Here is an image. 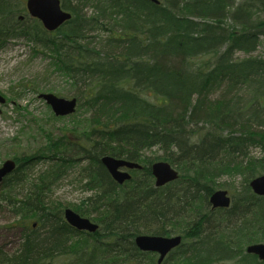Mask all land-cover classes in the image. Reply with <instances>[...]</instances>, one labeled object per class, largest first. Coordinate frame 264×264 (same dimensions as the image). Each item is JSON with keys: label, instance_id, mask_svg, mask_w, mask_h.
Instances as JSON below:
<instances>
[{"label": "trees", "instance_id": "16d2710c", "mask_svg": "<svg viewBox=\"0 0 264 264\" xmlns=\"http://www.w3.org/2000/svg\"><path fill=\"white\" fill-rule=\"evenodd\" d=\"M61 2L72 18L48 32L25 0H0V46L24 38L49 53L86 114L75 133L40 129L42 145L14 151L0 208L18 234L13 249L0 245V264H159L136 245L141 234L182 236L162 264H264L246 250L264 242V196L250 186L264 174V54H253L264 0ZM104 156L143 166L119 184ZM159 160L179 172L164 186ZM73 172L89 194L73 209L96 232L69 225L53 197ZM238 178L231 206L213 208L211 195Z\"/></svg>", "mask_w": 264, "mask_h": 264}, {"label": "rangeland", "instance_id": "374dc122", "mask_svg": "<svg viewBox=\"0 0 264 264\" xmlns=\"http://www.w3.org/2000/svg\"><path fill=\"white\" fill-rule=\"evenodd\" d=\"M261 41L263 43L254 55L264 54V37ZM44 53H37L33 45L22 38L10 40L0 46V93L7 98L6 103H0V166L8 158L14 159V151L23 147H30L34 151L42 145L45 142L44 131L48 132L54 128L59 131L61 128L63 132L75 133L78 131L77 127H84L86 114L83 110L76 112L74 117L53 120L48 125L46 119L53 111L39 95L51 92L71 97L74 95V89L69 84V77L62 72H56L51 66L50 54ZM236 56L244 57L245 54L239 52ZM12 88L22 94L19 99L12 98ZM43 167L44 164H40L37 170ZM75 175L73 172L62 179L53 194L56 200L71 209L89 195L74 183ZM225 182L226 190H229L232 196L242 187L241 178L225 179ZM13 218L12 213L0 208V245L9 250L15 247L18 234V231L9 228Z\"/></svg>", "mask_w": 264, "mask_h": 264}, {"label": "water", "instance_id": "95a60500", "mask_svg": "<svg viewBox=\"0 0 264 264\" xmlns=\"http://www.w3.org/2000/svg\"><path fill=\"white\" fill-rule=\"evenodd\" d=\"M158 3L159 0H152ZM27 7L32 16L42 20L44 26L48 30H55L60 25L65 23L72 17V14L64 10L61 6L60 0H27ZM40 97L44 98L49 105L52 106L53 111L57 116H65L75 112L77 105V98L59 97L53 93H42ZM6 100L0 94V102L4 103ZM103 164L107 167L113 177L120 183L129 179L131 175L122 170V168L140 167L138 163L117 159L111 156L102 158ZM16 168V162L12 159L6 160L0 167V184L4 178L9 175ZM152 171L156 178V185L162 186L173 181L179 177L178 171L167 161H159L152 165ZM250 185L254 192L258 195H264V174L255 177ZM214 207H228L231 198L227 190H218L212 194L210 198ZM64 216L67 222L78 230H85L88 232H95L98 224L93 222L88 217H83L71 208H66ZM182 242V236H159L142 234L135 239L136 245L144 251H153L160 254L159 262L161 263L165 256L179 246ZM249 253H254L264 260V243L253 244L248 247Z\"/></svg>", "mask_w": 264, "mask_h": 264}, {"label": "bare ground", "instance_id": "6f19581e", "mask_svg": "<svg viewBox=\"0 0 264 264\" xmlns=\"http://www.w3.org/2000/svg\"><path fill=\"white\" fill-rule=\"evenodd\" d=\"M139 166L142 167L143 165H142L141 163H139ZM55 191H56V189H55ZM82 199H83V198H82ZM209 201H210V200H209ZM210 204L212 205L211 201H210ZM212 207H213V205H212ZM213 208H214V207H213ZM76 212H77V211H76ZM92 221L95 222L96 224H98V228H97V230H98L99 227H100V226H99V223H98L97 221L93 220V219H92ZM97 230H96V231H97ZM96 231H95V232H96ZM136 238H137V237H136ZM136 238H135V239H136Z\"/></svg>", "mask_w": 264, "mask_h": 264}, {"label": "flooded vegetation", "instance_id": "af4514ba", "mask_svg": "<svg viewBox=\"0 0 264 264\" xmlns=\"http://www.w3.org/2000/svg\"><path fill=\"white\" fill-rule=\"evenodd\" d=\"M252 244H254V243H252ZM252 244H249L248 246H247V248H246V250L248 249V247L250 246V245H252ZM156 256H157V258H159V254H157L156 253ZM255 256H257V255H255ZM168 257V256H167ZM258 257V256H257ZM166 259V258H165Z\"/></svg>", "mask_w": 264, "mask_h": 264}]
</instances>
